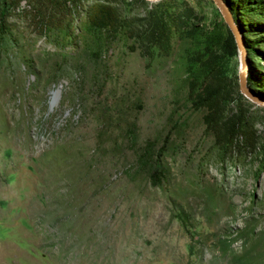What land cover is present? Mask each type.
Returning <instances> with one entry per match:
<instances>
[{
    "label": "rangeland",
    "instance_id": "obj_1",
    "mask_svg": "<svg viewBox=\"0 0 264 264\" xmlns=\"http://www.w3.org/2000/svg\"><path fill=\"white\" fill-rule=\"evenodd\" d=\"M5 1L0 264H264V0Z\"/></svg>",
    "mask_w": 264,
    "mask_h": 264
},
{
    "label": "water",
    "instance_id": "obj_2",
    "mask_svg": "<svg viewBox=\"0 0 264 264\" xmlns=\"http://www.w3.org/2000/svg\"><path fill=\"white\" fill-rule=\"evenodd\" d=\"M147 1H159V0H147ZM215 5L217 6L218 10L220 11L224 21L226 22L227 26L229 27V29L231 30L234 39H235V43L236 46L238 48V50L240 51V67H239V71L237 73L238 76V88L239 91L242 92L243 94L252 97L249 93V91L246 88V70H247V66H246V58H245V51H244V46H243V42H242V36L241 33L238 31V28L229 12V9L225 3L224 0H212ZM258 104L260 105H264V100L261 99H257L252 97Z\"/></svg>",
    "mask_w": 264,
    "mask_h": 264
},
{
    "label": "trees",
    "instance_id": "obj_3",
    "mask_svg": "<svg viewBox=\"0 0 264 264\" xmlns=\"http://www.w3.org/2000/svg\"><path fill=\"white\" fill-rule=\"evenodd\" d=\"M224 1H225V3H226L228 8L231 7V5H230L228 0H224ZM5 9H6V1L5 0H0V15L1 16L4 15ZM106 25H109V22L103 21V22H98V23H92V26H94V27H105ZM236 26L238 28V31L240 33H242L243 32V28L240 25H238V24H236ZM249 47H251V46H249Z\"/></svg>",
    "mask_w": 264,
    "mask_h": 264
}]
</instances>
